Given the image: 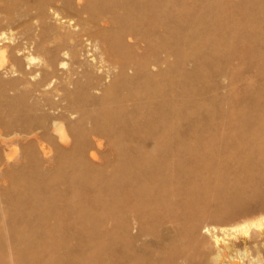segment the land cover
Returning <instances> with one entry per match:
<instances>
[{"label":"bare ground","instance_id":"bare-ground-1","mask_svg":"<svg viewBox=\"0 0 264 264\" xmlns=\"http://www.w3.org/2000/svg\"><path fill=\"white\" fill-rule=\"evenodd\" d=\"M253 1L242 0L243 5ZM231 2L31 0L24 6L22 14L39 23L25 41L41 55L40 63L22 65L23 49L11 46L16 40L12 33L0 46L1 54L9 50L0 71L30 77L42 114L17 122L14 115L19 113L15 114L10 94L23 78H0V264H180L179 259L197 264L202 232L195 213L208 207L205 195L216 187L206 178L214 176L219 182L233 159L222 156V151L235 133L243 136L237 143L243 163L234 174L264 181L261 90L248 98L255 114L219 109L201 132L195 122H188L190 138L179 137L185 121L182 106L191 103L186 82L207 81L202 76L204 64L226 68L232 65L233 55L250 53L249 47H239L246 36L243 32L234 36L235 23L203 7ZM258 3L264 6V0ZM60 9L70 12L68 22L76 31L62 33L50 22L51 17L66 18ZM84 38L101 49L107 66L109 82L99 97L92 93L98 89L93 77L81 70L79 62L75 68L65 67L67 56H79L74 46H82ZM206 49L212 54H205ZM220 50L229 54H218ZM188 62L193 63L192 71L186 69ZM254 65L264 69V58ZM243 94L248 97L246 91ZM213 100L216 105L226 102L224 96ZM14 144L20 151L7 153L6 148ZM200 146L210 149L193 152ZM199 179L202 183L196 184ZM250 187L248 182L242 189ZM182 193L202 197L184 206ZM179 209L185 221H176L169 231L174 230V236L170 239L169 234L164 245L166 236L159 231L170 226L165 223ZM163 210L166 215H159ZM131 229L146 231V238L158 237L149 250L151 259L106 260V248L125 240ZM70 241L75 242L73 251L68 250ZM150 245L146 243V251ZM13 247L21 250L16 260L9 258ZM8 249L9 255H4Z\"/></svg>","mask_w":264,"mask_h":264},{"label":"rangeland","instance_id":"rangeland-1","mask_svg":"<svg viewBox=\"0 0 264 264\" xmlns=\"http://www.w3.org/2000/svg\"><path fill=\"white\" fill-rule=\"evenodd\" d=\"M22 1H24V3L28 2L29 4H24ZM0 2H2L0 3V40H2V42L0 41V46L7 44L6 38L10 34H16V40L13 44H11V46L13 47L14 45V47L23 49L20 52L22 54L19 55L22 65L26 67L27 63L31 62L30 67H36L40 63L41 55L33 49L28 48V40L25 41V39H28L32 34V29L35 30L39 25L38 22H34L35 20H30L24 16L25 8L31 4V0H2ZM4 2H6V5ZM18 2L20 3L17 4ZM203 7L205 11L209 9L214 11L217 10L221 16L227 18L229 23H235L237 32H234V36L238 37L241 32H243L244 36H246L245 41L240 43L239 47H249L250 53L248 52L242 55H233L232 65L226 68H220L215 63L210 66L204 64L201 67L202 76L206 77L208 82L184 83L185 90L190 95L191 103H186L182 106L185 121H182V125L179 128V137L183 141L190 138L189 129L191 128V125H188V122H195L194 124L197 131L201 132L202 129L206 128L205 126L209 123V121H211L209 118L212 114L215 113V115L218 116L216 114V110L218 111L219 109H222L229 111L235 108L238 112L243 110L245 112L250 111L251 114H255L256 110L251 107L252 105L248 101L249 95H255L260 90L261 94L264 95V69L254 68V64L259 63L261 59L264 58V6L260 5L258 0H254L251 5H243L242 0H232L231 4L224 3L220 6L215 4H203ZM60 10L64 12L66 18L59 19V17H51L50 22L54 26L59 27L62 33L68 34L71 33V31H76L77 28L72 27V24H70L72 21L70 23L68 22V19L71 17L70 12L66 10L64 11L63 9ZM22 12L24 13L22 14ZM8 15L12 18H9ZM4 18H6V20ZM30 21H33L34 24ZM146 27H148L147 21ZM24 30L26 31L23 34L22 32ZM29 30L30 32L26 33ZM194 38L196 40L200 39L199 35L195 34ZM4 39L6 40L5 42H3ZM92 44L93 43L89 41L87 42L84 38L82 46H74V51L78 53L79 56H76L77 58L67 56L65 58V63H67L65 67L67 69L70 67L75 68L79 62L81 70L93 77L95 82L94 84L98 89L93 90L92 93L96 97H99L102 94L103 87L108 84L109 77L105 74L107 66L101 55V49ZM8 51L9 50L7 49L3 54L0 53V62L7 60ZM185 53L190 52L185 50ZM204 53L212 54V52L207 49ZM218 54H229V52L227 50H220ZM216 56L218 57V55ZM31 57L34 58V60H30ZM190 62L186 65L187 71H192L193 63L190 64ZM62 70L65 71V69ZM18 77L23 78L22 84H19L17 90L13 91V93L10 92L12 93L10 94L11 97L14 99L13 108L16 109L15 114L19 113L14 115V117L17 122L26 121L25 119L29 121L30 119L42 114V111L40 110L41 105L38 104L39 102L35 97L36 95L32 93L33 87L31 85L32 82L30 83V77L22 75L21 73L11 74L3 70L0 71V78L2 80H11ZM245 91L248 97L243 94ZM27 95L30 99V103H28L29 99H25L27 98ZM213 96L218 98L224 96L226 102L220 101L221 103L216 105L214 103ZM258 96L260 97L259 94ZM33 97H35V100ZM34 102L37 107L33 108V106H35ZM193 103L196 105H193ZM186 105L187 107H185ZM261 107L264 108V98L261 101ZM36 111H41V113H37ZM233 123L238 126V122ZM242 137L243 136L239 134V132L235 133L229 147L222 151V156L230 155L233 156V159L229 161L227 167L223 170L224 176L221 177L219 182L214 176L206 178L207 183L215 181L216 187L212 188L211 191L205 195L206 198L209 199L208 207L198 209L195 213V217L200 218L198 219V231L199 233L202 232L200 242L202 244H199L196 249L197 253L195 258H197L195 260L197 264H264V219H262L264 217V181L259 180L258 178H238L234 174L236 168L243 163L239 158L240 156H238L240 153L237 146V143ZM14 146H16V144L12 145V147H7L5 151L10 154L13 152V154L18 153L20 151V147L18 145L16 147ZM16 148L18 150H16ZM199 148L200 149L196 148L192 150L195 153L202 154L205 153L207 149H210L209 147L204 146H200ZM211 165L204 164L205 167H211ZM248 182L251 187L245 190L242 189V186L248 184ZM200 183H202L200 182V179L197 180L196 184ZM209 194L211 195L210 197H208ZM205 196L203 195V197ZM5 197L9 199L11 196L6 195ZM198 197L202 196L196 194H181V200L183 204H186L184 206L192 203ZM182 211L183 210L177 211L175 216H171L169 221L165 223H170V226H162V228H165L163 231L161 228L159 229L161 230V232L159 231L160 235L163 234L161 236H166V238L164 237L165 240L161 238L165 242L164 244L162 241L164 245H168L169 240L173 238L174 230L171 234L169 231L172 232L171 228L173 229L176 226V221H178V224H182L185 221V216L181 214ZM161 214L166 215V211L163 210L159 215ZM205 216L206 218H204ZM201 218L204 219L201 221ZM259 221L262 222L261 226L257 225ZM243 226H246L247 228ZM166 227L170 228L169 230L167 229L168 232L166 231ZM201 228L202 230H200ZM206 229H208V231H205ZM119 234L120 232H117V235ZM148 238H146V231L140 232L137 229L129 230L128 236L125 240L118 239L114 241L115 243L112 244L111 247L106 248L107 252L105 254H108V259L106 260L151 259L149 250H152V248L154 249L158 237H156L155 240L154 237ZM151 240L156 243H152ZM203 240L204 242H202ZM146 243H149V245L151 244L147 251ZM68 245V250L70 251L71 249V251H73L75 248V242L70 241ZM11 252L12 255L10 253V260H16V256L21 252V250L13 247L11 248ZM6 254L9 255V249L8 253H5L4 255ZM75 255L80 256L79 253H76ZM1 257L2 254L0 251V258ZM64 258L65 257H63L62 260H64ZM178 262L180 264H185L180 259Z\"/></svg>","mask_w":264,"mask_h":264}]
</instances>
